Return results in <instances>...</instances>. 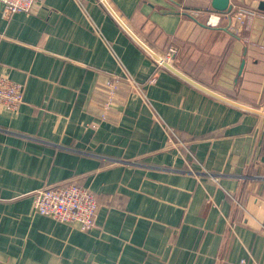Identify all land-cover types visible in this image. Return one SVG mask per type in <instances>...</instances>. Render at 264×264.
<instances>
[{"label": "crops", "instance_id": "1", "mask_svg": "<svg viewBox=\"0 0 264 264\" xmlns=\"http://www.w3.org/2000/svg\"><path fill=\"white\" fill-rule=\"evenodd\" d=\"M212 1L0 2L24 89L0 109V264H264V9L230 0L256 15L209 27ZM70 184L96 199L89 232L33 211Z\"/></svg>", "mask_w": 264, "mask_h": 264}, {"label": "built area", "instance_id": "2", "mask_svg": "<svg viewBox=\"0 0 264 264\" xmlns=\"http://www.w3.org/2000/svg\"><path fill=\"white\" fill-rule=\"evenodd\" d=\"M264 2V0H255ZM3 4V16L9 18L14 14L31 12L34 10L37 0H0ZM256 13L246 8H237L232 12H213L208 15L206 25L209 27L219 26L223 17H230L232 29L243 27L248 19ZM176 48H171L167 56L157 61L159 67H163L172 60V56L177 54ZM122 78L117 76L107 83L108 95L112 100L117 93ZM124 80L129 83L137 92L143 95V90L137 82L129 75ZM145 101L148 103L146 97ZM24 100V89L19 83L13 82L0 72V109L10 113H16ZM110 100V101H111ZM107 104V109L110 105ZM170 136V133H169ZM173 135L171 134V139ZM33 211L35 214L51 218L62 224L78 225L79 229L89 232L94 227V219L97 212V202L94 195L77 184L45 188L37 191L33 198ZM239 264H247L242 260Z\"/></svg>", "mask_w": 264, "mask_h": 264}, {"label": "water", "instance_id": "3", "mask_svg": "<svg viewBox=\"0 0 264 264\" xmlns=\"http://www.w3.org/2000/svg\"><path fill=\"white\" fill-rule=\"evenodd\" d=\"M212 8L217 12H231L232 6L230 5V0H213ZM260 9H264V2L260 3ZM244 65L241 67L240 74L242 73Z\"/></svg>", "mask_w": 264, "mask_h": 264}]
</instances>
